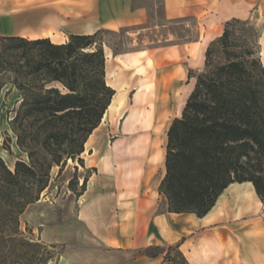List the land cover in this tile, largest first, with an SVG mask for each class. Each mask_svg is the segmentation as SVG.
Segmentation results:
<instances>
[{
  "label": "trees",
  "instance_id": "1",
  "mask_svg": "<svg viewBox=\"0 0 264 264\" xmlns=\"http://www.w3.org/2000/svg\"><path fill=\"white\" fill-rule=\"evenodd\" d=\"M235 25L247 23L226 22L207 46L203 70L189 74L194 88L167 131L158 187L167 213L201 218L233 183H251L264 204V66L258 34L235 36ZM100 32L69 35L63 44L0 37V89L9 76L19 97L10 127L28 159L10 170L0 158V264L46 263L36 251L42 246L20 233L19 216L39 200L54 166H83L84 146L115 95ZM179 247L148 246L139 254L189 264Z\"/></svg>",
  "mask_w": 264,
  "mask_h": 264
},
{
  "label": "crops",
  "instance_id": "2",
  "mask_svg": "<svg viewBox=\"0 0 264 264\" xmlns=\"http://www.w3.org/2000/svg\"><path fill=\"white\" fill-rule=\"evenodd\" d=\"M232 19L250 20L261 25L260 57L264 65V44H261L264 40V0H6L0 3V37L49 38L54 44H63L69 35L133 28L143 30L153 23L155 28L184 25L196 30L197 38L184 43L119 56L104 51L106 64L117 59L123 67L134 68V75L142 77L133 94V97L138 95V105L131 104L128 109L116 113L124 114L121 119L124 136L135 131L142 133L129 141L116 139L102 157L100 166H92L98 179L110 175L112 157L128 159L119 163L123 168L121 184L125 187L119 190L114 182H110L109 193L96 191L89 198L85 192L87 202L79 205L77 217L80 223H85L89 246L81 247L84 250L73 247L64 252L56 264H120L119 259L121 264H154L156 259L140 256L135 260L133 255L160 243L179 244L189 264H264V204L251 183L230 184L201 218L166 211L151 218L150 210L142 204L146 201L143 197L147 196V186L158 173L160 177L155 186L159 187L165 174V157L159 167L151 162L149 167H134L150 152L153 155L150 142L155 108L153 98L144 89L154 88L156 79L153 82L146 77V68L153 67L148 55L164 50L170 56L168 66L172 68L161 78L165 83L183 84L178 101L180 114L186 102L183 101L195 85V78L189 73L203 70L207 46L223 34L225 23ZM143 57H147L146 65H141ZM114 84L122 89L119 96L125 102L129 85L122 81ZM116 98L115 92L113 99ZM101 181L106 180L102 178ZM155 194H159L156 187L153 196ZM160 197L166 210V201ZM111 253L116 255L113 257Z\"/></svg>",
  "mask_w": 264,
  "mask_h": 264
},
{
  "label": "rangeland",
  "instance_id": "3",
  "mask_svg": "<svg viewBox=\"0 0 264 264\" xmlns=\"http://www.w3.org/2000/svg\"><path fill=\"white\" fill-rule=\"evenodd\" d=\"M3 1L6 0H0V3ZM246 23L247 25H235L233 27L235 36H256L258 34V44L261 52L262 47L259 43L261 25H256L254 21L250 20L246 21ZM153 25L154 23L148 24L146 29L143 30L141 28H133L122 29L116 32L101 31L99 36H101L104 42L103 50H109L112 55L115 53V56H119L125 53H132L150 48L184 43L197 38L196 30L193 26L186 27L184 25H170L164 28H155ZM250 29L251 31H249ZM262 43L264 44V40L261 41V44ZM148 57L152 60L153 67L146 68V77L151 78L153 82L154 79H156V83L154 88L148 87L144 90L153 98L152 101L155 108L156 124L162 120L161 149L163 148L162 150H164L163 153L165 157L167 131L173 119H175L177 116L180 117L181 115V113L178 114V101L183 90V84H172L169 81H166V83L162 81V74L172 68L168 66L171 59L167 54V51L159 50L156 52H151ZM146 63L147 57L141 58V65H146ZM134 70V68L127 69L123 67V65L117 59L107 62L106 73H109V78L107 79L105 77L106 83L108 81V84L115 88V92L117 93V98L115 100H123V104L120 107L116 106V108L112 111L109 110V114L105 120L101 125H99L97 130L92 133L89 143L86 145V147L84 146L85 153L80 156V158L83 160V166H80L77 160L74 162L70 161L69 163L67 161L66 165L61 171L59 167L54 166L50 171V181L47 188L43 191L44 193L42 192L39 200L28 205L23 213L19 216L20 233L26 239L39 243L42 246L36 251L39 256L47 258L45 264H56L60 256L64 252L71 251L73 247L74 249L84 250L89 246L87 245L89 242L87 239L88 234L84 228L85 223H80L77 217L79 205L87 202L85 192L89 194L87 195L89 198L91 197V194L96 193V191L109 193L111 191L110 182H114L116 188L119 190L125 187L121 184L123 168L120 167L119 163L128 161V159H117L112 157L110 160L112 163L110 165V175L104 177L99 176L98 179H96V176L98 177V175L96 172H93L92 168L94 167L92 166H100L102 157L104 154H106V152L110 151V146L115 142L116 139L129 141L135 135L142 133L140 131H135L134 134L124 136L121 132V119L123 118L122 116L124 114H116L123 108L128 109L131 104L135 106L134 99H138V95L133 97V94L142 77L139 75H134ZM190 73L196 74L198 72L196 71ZM10 81L11 80L9 76H4L1 79L0 158L10 170H13L14 164L17 161L28 163V159L27 155L17 146L16 136L13 134L10 127V122L14 118L15 110L18 107L17 100L19 98L17 92L11 86ZM118 81L125 82L129 85L127 91L125 92V102L124 99L119 96L123 93L122 89L116 87V84H114ZM132 97L133 100L131 101ZM186 99L183 101V103L186 101ZM151 157L152 153L150 152L149 155L142 161L136 162L134 167H149ZM159 174L160 173L157 174L155 180L152 182L150 181L149 185L147 186V196L143 197L146 199V201L142 202V204H144L145 207L150 210L151 218L154 215L163 213L165 211L164 203L160 195L158 194L157 196L155 194L153 196L154 187H156V189L158 188L157 185L155 186V183H157V180H159ZM148 177L149 175L146 176V178ZM102 178L106 181H101ZM84 179H86L87 182L85 191L82 192L81 186ZM70 181H72L71 189L68 187ZM82 195L83 197H80ZM88 203H90L89 200ZM54 239L59 240V242H54ZM52 245L55 247L52 248ZM167 245L173 244L160 243L154 246ZM111 255L114 257L116 254L111 253ZM48 257H52V259H48ZM138 257H140L139 252H135L133 259L136 260ZM154 262V264L160 263L161 257L157 258ZM119 263L121 264V259H119ZM137 264L144 263L139 262Z\"/></svg>",
  "mask_w": 264,
  "mask_h": 264
},
{
  "label": "bare ground",
  "instance_id": "4",
  "mask_svg": "<svg viewBox=\"0 0 264 264\" xmlns=\"http://www.w3.org/2000/svg\"><path fill=\"white\" fill-rule=\"evenodd\" d=\"M57 38V37H56ZM117 103H116V102ZM112 103L110 104V106L108 107V109L106 110L103 118H102V121L100 123V125L102 124V122L105 120V118L107 117L108 115V111L109 110H114L116 108V106H121L123 104V100H115V99H112L111 101ZM134 104L135 106L138 105V99H134ZM140 113V111H139ZM150 117V115H149ZM148 119L150 120L151 117ZM137 121V120H136ZM148 122V121H147ZM153 126V125H152ZM147 128V127H146ZM97 130V129H96ZM95 130V131H96ZM94 131V132H95ZM161 131H162V120H160L159 122H157L156 124V121L154 120V126H153V137L151 139V142H150V147H151V151L153 152V155L151 157V163L156 165L157 167L161 166L162 163H163V160H164V153H163V150L161 149V145H162V139H161ZM93 132V133H94ZM92 135L88 138L87 142L85 145H87L91 139ZM85 153V152H84ZM70 161H68L69 163ZM44 193V192H43Z\"/></svg>",
  "mask_w": 264,
  "mask_h": 264
},
{
  "label": "water",
  "instance_id": "5",
  "mask_svg": "<svg viewBox=\"0 0 264 264\" xmlns=\"http://www.w3.org/2000/svg\"><path fill=\"white\" fill-rule=\"evenodd\" d=\"M112 101V100H111ZM111 104V103H110ZM108 109V108H107ZM71 161V160H70Z\"/></svg>",
  "mask_w": 264,
  "mask_h": 264
}]
</instances>
